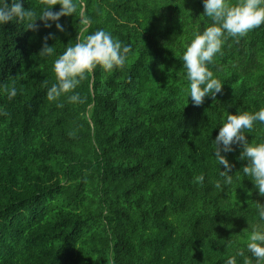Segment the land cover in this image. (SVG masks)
Returning a JSON list of instances; mask_svg holds the SVG:
<instances>
[{
    "label": "trees",
    "instance_id": "obj_1",
    "mask_svg": "<svg viewBox=\"0 0 264 264\" xmlns=\"http://www.w3.org/2000/svg\"><path fill=\"white\" fill-rule=\"evenodd\" d=\"M21 2L39 14L40 0ZM76 3L59 21L64 32L41 20L35 30L0 26V264H224L238 249L250 257L264 197L236 174L247 163L240 145L226 154L233 184L216 188L225 169L213 140L228 111L264 107V25L225 40L209 65L222 91L196 106L180 57L212 23L203 0ZM80 11L85 35L104 29L130 49L126 63L87 73L74 90L82 103L49 101L54 60L75 43ZM49 33L55 55L41 58ZM248 139L264 142V125Z\"/></svg>",
    "mask_w": 264,
    "mask_h": 264
},
{
    "label": "clouds",
    "instance_id": "obj_2",
    "mask_svg": "<svg viewBox=\"0 0 264 264\" xmlns=\"http://www.w3.org/2000/svg\"><path fill=\"white\" fill-rule=\"evenodd\" d=\"M39 14L31 8H24L21 0H0V26L10 21L24 23L26 29L35 30L36 21L44 22L46 28L53 24L58 31L65 29L59 23L62 17L74 16L78 5L76 0H40ZM60 5L58 11H54ZM204 12L201 16L210 18L212 23L202 32L194 33L190 43L185 46L180 60L185 70L187 81L186 93L191 102L200 106L206 97L215 99L222 91L224 84L214 76L209 65L214 63V57L222 52V47L228 37L240 38L250 31L264 25V0H203ZM38 16V18H37ZM80 25L77 28L75 43L66 45L65 50L54 60L53 71L56 82L47 90V99L57 101L66 96L69 103H82L80 94L74 90L86 78V74L96 67H101L105 72L123 68L130 49L121 45L112 34L104 29H97L88 33L89 18L79 12ZM55 39L49 33L44 37L39 57L48 58L55 55L54 46H49L48 40ZM8 99L17 95L13 86L6 89ZM58 104L57 107H62ZM257 124L264 125V107L258 111H239L232 114L228 111L226 119L222 121L218 135L213 140V155L218 165L225 170L219 172L222 181L216 182V188L231 186L234 176L241 173L251 180L260 196L264 197V142L249 141L248 135L253 133ZM234 145H240L242 150L240 161L247 163L235 175L230 174L234 165L230 163L226 154L235 151ZM203 181L204 177H198ZM257 215L264 221V204H259ZM250 257L245 256L243 249H238L236 254L228 257L224 264H238L237 257H243V264H264V227H256L248 237L246 245Z\"/></svg>",
    "mask_w": 264,
    "mask_h": 264
}]
</instances>
